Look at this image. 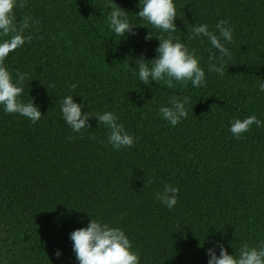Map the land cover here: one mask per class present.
I'll return each instance as SVG.
<instances>
[{
    "label": "trees",
    "instance_id": "trees-1",
    "mask_svg": "<svg viewBox=\"0 0 264 264\" xmlns=\"http://www.w3.org/2000/svg\"><path fill=\"white\" fill-rule=\"evenodd\" d=\"M113 2L130 22L146 23L136 15L141 0ZM173 3V35L196 50L204 87L140 83L135 60L156 56L159 41L145 36L160 30L141 26L121 39L106 0H27L14 9L17 23L28 15L38 24L4 63L14 81L17 70L29 74L19 99H32L42 116L32 123L0 105V264H79L70 233L90 218L122 228L139 264H207L217 241L234 255L244 241H264V0ZM221 19L233 31L223 76L208 71L209 54L220 53L207 37L187 38L200 24L216 32ZM68 95L82 112L115 113L134 146L113 149L95 117L74 132L61 113ZM172 96L190 99L175 127L158 113ZM249 115L262 126L237 140L230 125ZM165 184L179 189L172 209L155 198Z\"/></svg>",
    "mask_w": 264,
    "mask_h": 264
},
{
    "label": "clouds",
    "instance_id": "clouds-1",
    "mask_svg": "<svg viewBox=\"0 0 264 264\" xmlns=\"http://www.w3.org/2000/svg\"><path fill=\"white\" fill-rule=\"evenodd\" d=\"M141 2L142 7L136 15L146 23L130 22L127 11L113 0H106V6L111 9L109 27L121 39L126 38V33L135 35V29L141 26L149 28L148 25H151L152 28L160 30L159 35H154L151 29L145 36V40L155 37L159 41L155 49L156 56L151 60H146L141 55L135 60L138 72L134 74L138 75L139 82L149 87L150 81L160 82L169 89L176 87L173 81L183 82L185 87L189 82L193 87H204L206 85L205 71L200 66L196 50L190 49L180 41L179 37L173 35L177 31L174 22L177 14L173 0H141ZM27 6V0H0V37H6L0 40V105H3L6 113L19 114L28 118L32 123H36L42 116L38 106L33 103L32 99L27 103L19 99L24 92L26 82L30 81L29 74L17 70L14 81L12 73L4 63L11 52L22 47L26 41L31 42L33 39L31 32L27 35L25 32L38 24V21L25 15L17 23L14 14L15 8L23 9ZM215 27L216 32H213L209 30L208 25L200 24L188 29L187 38L191 40L201 36L207 37L212 47L220 53L219 57L215 53L209 54L208 71L223 76L228 67V64L224 63V58L231 56L225 44L233 43V31L229 22L223 19L219 20ZM217 60L219 63L214 62ZM47 87L54 88L55 85L50 83ZM76 87L75 83L69 85L71 90H75ZM259 90L264 92V83L259 85ZM189 103L190 99L187 96L182 99L172 96L169 98L170 106H161L158 113L175 127L181 119L187 118L186 105ZM82 108L83 103L75 102L72 95L65 96L61 102L62 117L74 132L79 133L82 129L90 128L89 118L95 117L98 124H103L109 129L107 143L111 144L113 149L120 150L134 146L133 135L118 122V116L115 113L105 111L103 114L94 116L89 112H82ZM253 124L257 127L262 126L261 120L256 115H249L242 120L235 119L230 125V132L239 140ZM178 192L177 187L165 184L162 191L155 193V198L167 208L172 209L178 203ZM176 229L180 230L181 226L177 225ZM70 239L73 242V251L79 264H139V252L132 250V242L120 227L109 226L107 223L90 218L86 227L75 229L70 233ZM217 247L219 255L216 253ZM54 254L57 257L61 255L59 250ZM207 255L209 257L207 264H264V241L256 245L247 241L242 242L238 255L229 254L223 243L217 241L207 249Z\"/></svg>",
    "mask_w": 264,
    "mask_h": 264
}]
</instances>
